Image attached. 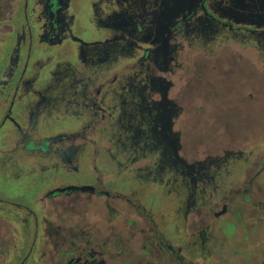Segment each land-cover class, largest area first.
I'll use <instances>...</instances> for the list:
<instances>
[{"label":"flooded vegetation","instance_id":"obj_1","mask_svg":"<svg viewBox=\"0 0 264 264\" xmlns=\"http://www.w3.org/2000/svg\"><path fill=\"white\" fill-rule=\"evenodd\" d=\"M231 2L0 0V264H264V26Z\"/></svg>","mask_w":264,"mask_h":264},{"label":"rangeland","instance_id":"obj_2","mask_svg":"<svg viewBox=\"0 0 264 264\" xmlns=\"http://www.w3.org/2000/svg\"><path fill=\"white\" fill-rule=\"evenodd\" d=\"M221 47L222 46H220V45L218 46L215 43L209 44V45H206V47L204 49L196 50V55L199 57H214V55H220L221 54L220 53ZM227 51L229 53H232V54H239L242 52L239 50V47L237 45H234L232 43L228 44ZM224 55H225V53H224ZM260 56H261V61L255 62L253 65L255 67L256 72L258 73V77L261 80L260 85L257 86V88L260 87V92L256 96L257 99L256 98H255L256 100L254 99L255 101L253 103H255V106L262 108L264 105V55H260ZM224 67L231 68L232 65L226 64ZM190 75L191 74H186V73H185V75L182 74V77H183V79L181 80L182 84L187 83V80H188ZM209 76H208V74H206V75L204 74L201 78V83L199 85L196 84L194 86L193 91L190 94V96H188L187 94L184 96V98L186 100V101H184V103H187L188 105H191V107L193 109L196 108L198 110V112L196 113V116H197L196 119L198 120V122L196 123V126L191 130H195L197 132V135H200V136L201 135L205 136L207 133V129L203 125V120L206 118L208 119V115L210 114V111L213 110V108H214L212 104H215V101L217 100V99L212 100L211 93L206 87V84H205L206 81H211V79H212V77H209ZM220 76L216 75L217 78H219ZM229 78H230V80L228 79V81H232V80L236 81L237 80V82H238L239 79L245 78V77L242 76L241 73L237 70L233 74L231 73ZM220 85L221 84L218 81V84L216 86L219 87ZM234 87L235 88H242L241 86H239L236 83H235ZM247 88L250 89L252 87L248 86ZM207 95H210V96H207ZM230 95H232V93H229V95H226V97H221L224 99L225 98L228 99V102H224L225 103V105L223 104L224 107L228 106L229 108L230 107L244 108V106H243L244 102H242V101L238 102L237 101V98H239L237 94H233L232 97ZM199 109L201 111H199ZM222 131L223 130L221 128L218 129V132H219L218 137H220V138L222 137L221 136ZM193 135H194V132H193Z\"/></svg>","mask_w":264,"mask_h":264},{"label":"water","instance_id":"obj_3","mask_svg":"<svg viewBox=\"0 0 264 264\" xmlns=\"http://www.w3.org/2000/svg\"><path fill=\"white\" fill-rule=\"evenodd\" d=\"M243 1L246 0H232L231 2L229 10L234 16V21L238 23L242 22L255 24L256 26H264V0H259V6L256 9L250 8L246 3L241 5ZM251 19H256L258 21H251Z\"/></svg>","mask_w":264,"mask_h":264}]
</instances>
